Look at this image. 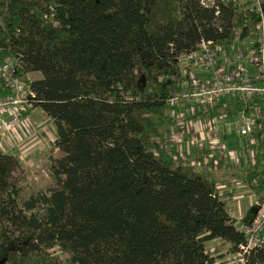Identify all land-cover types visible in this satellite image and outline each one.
Instances as JSON below:
<instances>
[{
  "label": "trees",
  "instance_id": "16d2710c",
  "mask_svg": "<svg viewBox=\"0 0 264 264\" xmlns=\"http://www.w3.org/2000/svg\"><path fill=\"white\" fill-rule=\"evenodd\" d=\"M201 1L0 0V60L14 57L23 81L39 74L25 81L55 133L54 186L26 199L20 157L0 149V264H217L214 240L240 253L246 239L216 181L157 154L167 102L187 81L181 57L201 41H243L260 21L245 5ZM241 182L264 189L255 170ZM243 260L264 264V245Z\"/></svg>",
  "mask_w": 264,
  "mask_h": 264
},
{
  "label": "crops",
  "instance_id": "0c3cea01",
  "mask_svg": "<svg viewBox=\"0 0 264 264\" xmlns=\"http://www.w3.org/2000/svg\"><path fill=\"white\" fill-rule=\"evenodd\" d=\"M254 40L242 42V44H244L243 46H253ZM243 46H238L235 49ZM230 49L228 52H231ZM217 59V68H223L225 72L233 70V66L224 64L218 54ZM180 67L182 74L187 75L186 84L191 85L189 78L191 75L195 77L197 85H209L212 82L211 74L205 71L198 61H181ZM246 68L249 77L254 81L256 78L254 67L246 65ZM186 84L182 85L181 93L187 91ZM249 104L252 106L249 112L255 119V125L249 136L242 137L239 134L240 113L244 108V102L241 99L222 96L216 99L212 105L206 107H202L191 99H181L174 108L166 109V122L157 142V154L170 153L176 155L178 160L182 156L185 163L190 164L198 171L209 174L216 181V188L227 203L229 215L237 221V225L241 223L244 213L250 207L257 206L264 195V189L252 192L241 182L242 177L248 171L255 170L264 175V122L261 115L264 102L262 99H254ZM232 105L239 107V115L236 120L230 115ZM34 112L23 119L26 127L29 128L25 139L19 133L6 131L0 127V149L2 152L19 156L25 147L29 150L33 146L34 134L38 139L46 141V150L50 148L51 142L55 139V133L49 129L48 132H45L43 128L38 129L37 119L39 120V117L36 116H40L42 113L41 116L46 119L48 117L39 109H35ZM48 126H51V123ZM230 127L236 128V134L239 135V146H234ZM221 147L224 148L225 153H221ZM226 153L235 156L238 161H233L231 157L223 161V154ZM223 243L225 247L229 248L227 243ZM261 244L264 245V232L261 234Z\"/></svg>",
  "mask_w": 264,
  "mask_h": 264
},
{
  "label": "built area",
  "instance_id": "2783aa9c",
  "mask_svg": "<svg viewBox=\"0 0 264 264\" xmlns=\"http://www.w3.org/2000/svg\"><path fill=\"white\" fill-rule=\"evenodd\" d=\"M234 5L244 6L243 8H251L260 14V21L255 24H248L250 32L254 33V45L243 46L235 49L231 46V52H225L218 45H213L210 41H201L196 51L181 57V61H198L203 69L212 76V82L209 85H197L193 75L189 78L191 85L186 84L185 93L180 92L167 102L168 108H174L180 103L181 99L194 100L202 107L212 105L213 102L222 96H231L241 99L244 102V108L241 110V125L239 134L247 137L253 132L255 119L249 110L252 106L249 104L254 99H262L264 102V21L259 7V0H250V4L246 6V2L242 0H228ZM201 4L205 7H213L212 0H202ZM236 41H240L237 40ZM218 50L224 64L232 65L233 70L225 72L222 68H217ZM246 65L254 67L256 78L251 80L247 73ZM17 61L14 57L5 56L0 60V83L8 92L4 96H0V127L6 131L19 133L25 136L28 134L29 128L23 122V114L34 110L33 99L35 93L31 90L29 84L19 76ZM187 78V75L182 74ZM183 84V85H184ZM182 88V87H181ZM264 122V109L261 113ZM159 139L157 138L156 142ZM221 153L224 148L221 147ZM211 156V155H210ZM231 157L237 162L235 156L231 154H223L222 160ZM176 158V157H175ZM180 159H184L182 156ZM239 231L244 233L246 243L240 246V253L237 254L238 261L244 264L243 256L249 254L250 250L261 245V234L264 232V195L257 204V213L255 218L248 226L244 224L235 225Z\"/></svg>",
  "mask_w": 264,
  "mask_h": 264
},
{
  "label": "rangeland",
  "instance_id": "374dc122",
  "mask_svg": "<svg viewBox=\"0 0 264 264\" xmlns=\"http://www.w3.org/2000/svg\"><path fill=\"white\" fill-rule=\"evenodd\" d=\"M249 3L250 0H242L241 3ZM243 3V4H244ZM254 40V33L253 31L250 32V35L243 41L240 42H228L224 43L222 45H218L217 48L222 49L223 51L227 52L229 51V48L231 46H243L242 42H251ZM216 55L219 54L218 50L216 49ZM39 76V74H28L25 78L26 81H32L36 80ZM24 79V78H23ZM7 90L3 88V86L0 83V96H4L7 94ZM241 104H243L241 102ZM237 105L231 106V112L230 115L236 120L239 111H238ZM229 110V109H228ZM34 112V111H33ZM225 113L226 111H222ZM35 113V112H34ZM41 115H43L41 113ZM36 116L39 117V120L37 119L38 123V129L43 128L46 132H48V129L51 132L53 131L52 126H48L51 122L50 120L46 119L44 116ZM48 126V127H47ZM230 133L233 135V142L235 143V147L239 146V135L236 134V128L230 127ZM33 146L28 150L27 147H25L24 151H21V154L19 155L22 166L18 171L14 173V177L18 181L19 186L21 187V198L26 199L27 197L31 195H35L39 191L47 192L49 189L53 188L54 182L50 177L49 174V168H50V152L46 146V141L43 139H38L37 136L33 135ZM241 139V138H240ZM59 153H55L53 156L57 157L59 156ZM245 214V213H244ZM244 216V215H243ZM235 220V219H234ZM236 221V220H235ZM237 222V221H236ZM236 225V223H235ZM206 251L211 257L214 258L217 264H243L240 261H238V257L231 256L228 254V248L225 247L224 243L221 241H212L207 244ZM57 256H60L62 260H65L67 258V255L62 254L61 252H58L57 250L53 251Z\"/></svg>",
  "mask_w": 264,
  "mask_h": 264
}]
</instances>
